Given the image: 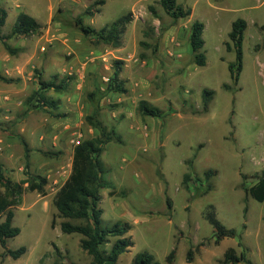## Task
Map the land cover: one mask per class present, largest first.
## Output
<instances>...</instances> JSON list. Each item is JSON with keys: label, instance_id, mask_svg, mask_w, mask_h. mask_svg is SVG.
<instances>
[{"label": "rangeland", "instance_id": "1", "mask_svg": "<svg viewBox=\"0 0 264 264\" xmlns=\"http://www.w3.org/2000/svg\"><path fill=\"white\" fill-rule=\"evenodd\" d=\"M177 3L192 15L174 21L160 0H0L8 12L0 41V163L14 182L26 179L27 161L32 175L48 180L46 196L26 191L13 209L21 233L7 248L27 253L14 260L0 245V264H93L83 236L61 230L62 222H83L60 217L55 196L72 172L74 148L100 135L87 121L94 115L123 139L101 156L108 183L100 191L103 227H131L126 237L133 245L117 264H131L142 252L168 264L173 250L175 264H223L229 249L264 264V202L243 188L264 175V0ZM21 13L40 24L37 33L12 34ZM124 16L131 22L118 48L85 36L76 24L82 18L100 31ZM238 19L247 29L236 85L229 71L236 54L227 44ZM195 22L205 25L204 67L194 63L190 45ZM116 66L126 93L108 91ZM40 78L68 80L67 90L45 93L57 109L27 104ZM205 89L215 92L207 113ZM142 101L162 118L144 116ZM209 171L215 173L206 181ZM211 207L236 237L216 242L206 218Z\"/></svg>", "mask_w": 264, "mask_h": 264}, {"label": "trees", "instance_id": "2", "mask_svg": "<svg viewBox=\"0 0 264 264\" xmlns=\"http://www.w3.org/2000/svg\"><path fill=\"white\" fill-rule=\"evenodd\" d=\"M102 3V2H100ZM99 3V4H100ZM165 12L174 20H183L192 15L191 9H185L177 3V0H160ZM152 11H154L152 9ZM8 12L0 7V41H5L6 37L2 35V29L6 25ZM131 22L130 16H124L116 20L110 26L100 31L84 23L82 18L76 21L78 29L85 35L95 37L97 41L113 45L118 48L121 46V36L126 26ZM40 24L30 15L21 13L17 17L16 23L12 29V34L17 36H30L38 32ZM247 29V22L238 19L232 24V30L229 33L231 43L227 44L228 51H235L236 61L229 65V71L234 83L237 85L243 67V41ZM205 25L201 22H195L192 25L190 45L194 54V63L199 67L206 66V56L203 52L205 46L204 40ZM120 67L116 66L115 78L113 83L108 86V91L116 93H126L124 84L118 79ZM0 79L5 80L0 75ZM39 88L34 91L27 99V104L31 107H42L49 110L58 108L56 101L48 98L45 93L51 89L55 91H65L69 87L68 80H62L57 83L54 79L50 82L38 81ZM228 86H225L227 88ZM229 88V87H228ZM215 95L213 90L205 89L202 96L203 113L209 111V105ZM93 97V96H92ZM91 97V98H92ZM35 102L38 106H35ZM139 110L144 116L153 118H162L163 113L158 108L140 102ZM97 115V113H96ZM91 126L100 130L97 138L84 141L74 148L72 172L61 189L55 196V206L59 216L65 219L79 220L83 223L73 224L71 222H62L61 230L64 234H78L83 236L81 248L86 251L93 259V264H117L121 255L126 253L133 245L130 238L126 235L131 227L129 224L116 223L112 227H103L104 210L101 208L102 196L100 191L107 187L104 175L107 167L101 161V156L107 144L111 142L123 143V139L115 129H108L102 122L96 119V116L87 118ZM28 151V150H27ZM215 172L209 171L205 174V180L209 181ZM24 174L26 179L20 182H14L5 175L3 165L0 163V217L5 219L0 223V245L4 249L3 256H10L18 260L27 253L26 247H20L16 251L7 248L8 241L19 236L21 230L13 226V209L22 203L23 195L26 191L37 192L42 196L47 195L48 180L41 176H35L30 173L29 162L25 165ZM259 180L251 187L243 184L244 191L248 197L255 201L264 202V175L258 177ZM191 175L184 176V183L191 182ZM27 185V186H26ZM212 186H209V190ZM207 221L213 227L216 242L220 243L225 238H234L237 236L236 230L226 228L217 218L213 207L206 215ZM114 238L115 241L111 242ZM110 245L109 249H103ZM189 263L193 261V251L190 250L187 255ZM168 264H175V250L167 257ZM253 264L247 259L244 253L238 255L234 249H229L224 255L223 264ZM131 264H159L155 257L142 252L135 256Z\"/></svg>", "mask_w": 264, "mask_h": 264}]
</instances>
